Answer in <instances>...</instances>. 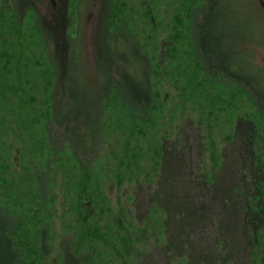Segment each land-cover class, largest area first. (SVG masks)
I'll return each instance as SVG.
<instances>
[{
	"label": "trees",
	"instance_id": "1",
	"mask_svg": "<svg viewBox=\"0 0 264 264\" xmlns=\"http://www.w3.org/2000/svg\"><path fill=\"white\" fill-rule=\"evenodd\" d=\"M0 0V264H264V0Z\"/></svg>",
	"mask_w": 264,
	"mask_h": 264
},
{
	"label": "rangeland",
	"instance_id": "2",
	"mask_svg": "<svg viewBox=\"0 0 264 264\" xmlns=\"http://www.w3.org/2000/svg\"><path fill=\"white\" fill-rule=\"evenodd\" d=\"M103 0H86L80 9V26L79 34L82 36V47L85 57L84 63L89 71V78L97 80L94 61V36L98 25L100 10ZM40 9L42 16L46 18L51 25L59 19L60 12L58 11V0H40ZM264 50V48H263ZM257 62L264 68V51L257 54Z\"/></svg>",
	"mask_w": 264,
	"mask_h": 264
}]
</instances>
